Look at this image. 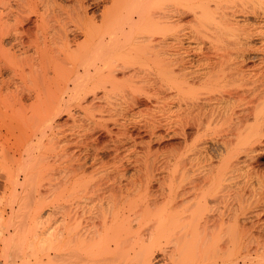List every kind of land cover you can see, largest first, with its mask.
<instances>
[{
	"label": "rangeland",
	"instance_id": "rangeland-1",
	"mask_svg": "<svg viewBox=\"0 0 264 264\" xmlns=\"http://www.w3.org/2000/svg\"><path fill=\"white\" fill-rule=\"evenodd\" d=\"M50 1H45L48 4L43 5L47 7L46 12L54 18L51 23L57 22L53 23L55 27L59 25L72 28L79 25L80 27L82 25L102 27L105 16L109 17L107 23L110 22L111 26L119 23L125 34L121 35L123 37L120 36L124 43L121 60L125 68L122 70L123 73H115L118 78L116 83L106 85L105 97L103 91L98 92L99 97L103 95L100 101L96 99L94 103H91V98L87 102L80 101L82 104L74 101L69 111L60 110L57 112L58 116L55 115L58 109L51 106L46 97L35 101L34 95L28 91L27 87L25 88L23 82L17 83L15 87L11 85L15 81L12 80L7 88L1 87L0 264H234L232 262H235L236 258L240 259L246 252H249L254 260L237 264H264V261L261 263L263 257L261 260L256 258L264 255V246H260L261 243L264 245V200H262L264 199V137H262L263 144L253 154L254 159L252 158L249 166L236 169L237 165L231 167L235 169L232 170L222 167L221 159L223 160V156L228 157L229 151L227 150V153L224 150L220 144L223 140L216 134H195L193 130V132L188 130L189 135L184 138L181 134L173 135L170 132L171 129H168L164 123L156 129L153 125L157 92L155 40L160 36L172 35H174L172 37L182 38L184 36L182 34L192 33L197 28V25H194L195 22L191 20L193 15L189 13L190 15H185L180 21L177 16L187 10L188 6L194 7L205 0ZM158 9L163 16L159 22L156 15ZM48 10L52 13L56 12L53 13L55 17ZM199 22L198 25L201 27H207L202 25L200 20ZM105 25L108 26V24ZM73 37L74 35H70L71 39ZM75 39V42L71 43L72 51L77 49L76 44L84 41V36L78 32V34L75 33ZM207 42L202 38L200 52L206 53L209 46ZM184 44L188 45L186 41ZM192 44L189 43L192 49L194 45L198 46ZM252 44L258 46V41L254 39ZM196 49L198 48L195 47L193 50L198 54ZM211 50L208 49L207 53L213 51ZM77 51H73L74 55L67 56L65 61L68 63L72 57L79 59L80 53L78 51L77 54ZM31 52L27 53L29 55L27 57H33ZM196 54H192L191 59L197 58ZM23 56H21L23 59L16 60L19 63H25L27 58ZM123 57H125L124 60ZM114 58L111 60L113 63ZM117 60V64H121V60ZM67 63L64 64L65 72L69 68ZM253 63L257 64L258 60L251 59L247 65L252 66ZM6 71L8 70H4L2 77L7 81L13 75L10 71L9 73ZM51 72L48 70L49 78L61 84L64 71L59 69L56 73ZM10 73L12 76L9 75ZM13 78L16 79L15 82L19 81L17 77ZM55 83L54 86H56ZM262 85L264 81L261 86H256L257 92L254 90L250 97L259 92L264 99V92H261L264 91ZM70 88H72L71 83H69ZM247 88L254 89L251 84ZM64 93L63 97L68 99L70 92ZM165 93V91L162 92V96H168V92L166 95ZM20 95L23 96L21 102L16 100ZM191 133L193 135H190ZM91 136L93 143L90 142ZM83 139L89 140L87 142L92 144V148L83 149L87 152L82 151L85 147L84 144L82 145L85 141ZM226 141L229 143L228 149L235 145L233 143L235 140ZM69 150L70 153L74 151L71 153L73 156L68 152ZM64 151L68 153L65 154ZM93 158L101 162L103 160L102 164L106 167L103 166L104 168L101 169H106L107 172L104 171L107 175L99 174L103 176L101 180L102 176L99 177L98 174H87V178L90 175L89 177L94 179H90V182L92 180L95 184L96 179L98 182L100 180L105 182L104 177H108V173L114 174L106 183L102 182L101 187H98L103 190L105 185H108L103 195L99 191L101 196L97 194V187V193H92L96 185L94 189L91 188L93 185L89 187L88 196L85 192L83 194L79 192L82 189L80 187L82 183L79 186L81 189L77 187L80 179L84 178L86 181V173L85 175L75 174V165L86 159L90 163ZM100 161L97 162L100 163ZM174 161H179L178 166L181 165L177 170L174 169ZM20 163L29 165L21 166ZM220 166L226 170L224 171ZM208 173L213 175V178ZM208 175L210 179H204ZM178 181L184 182L188 190L183 202L179 200V204L181 202L184 206L177 205L178 202L174 203L178 208L180 207L179 209L172 203L173 194H171L180 186L181 183ZM205 181L206 184H204ZM22 183L23 186L20 185ZM24 183L32 185V187L26 185L27 190L31 189L28 192V198L24 197L27 194L22 193L27 191L23 189ZM20 186L23 187V191ZM221 189L225 190L223 192L225 195L221 192L224 190ZM13 190L20 193L16 194V200L14 196V200L12 199ZM89 193L98 196L93 199ZM246 194L249 195L246 196ZM88 197L90 199H87ZM174 209L179 212V215L172 216ZM221 212L224 213L227 223L229 218L231 220L233 216L236 217L234 218L237 222V229H234L237 232L235 233L237 239L235 249L228 245L229 249L232 247L233 260L229 258L232 256H228L227 260L225 254L221 251L220 253L218 249L220 246L217 245L220 244L219 241L217 242L218 235L222 236L219 223ZM254 213L259 215L255 216ZM178 216L181 217L180 220L184 219L183 222L179 220L180 226L181 223L187 224L185 221L192 224L196 219L194 224H197V227L198 224L200 226L196 228L191 225L193 232L188 231L191 234L188 235L186 232L187 235H185L182 231V233L177 231L184 226L176 228L173 222L178 219L176 218ZM173 217L175 220L172 221ZM205 218L208 220L207 225L204 222ZM257 221H263L259 222L261 225L259 229L263 232L256 228L258 224L254 223ZM252 224L255 225L256 230ZM201 225L206 229L201 228ZM245 227L251 229L248 230ZM253 233L254 236H251ZM255 233L260 237L255 236L257 235ZM258 238L260 239L257 241ZM256 260L260 262L257 263Z\"/></svg>",
	"mask_w": 264,
	"mask_h": 264
},
{
	"label": "bare ground",
	"instance_id": "bare-ground-1",
	"mask_svg": "<svg viewBox=\"0 0 264 264\" xmlns=\"http://www.w3.org/2000/svg\"><path fill=\"white\" fill-rule=\"evenodd\" d=\"M45 1H50V0H0V84H1L0 90L2 86H5L7 88L8 84H10L12 80L16 81V79L13 78L15 76L17 77V79H19V81L18 82L13 81L11 85L13 84L15 86L17 85V83L23 82L24 83L23 85H25V88L27 87L28 91L32 92V94L34 95L33 99H35V101H40L46 97V99L49 100L48 103L51 106L58 109L55 112L56 114L54 113L55 115L58 116L59 113L57 114V112H59L60 110L69 111V107L71 103L74 101L76 102L86 101L87 102L89 101L90 98H91L90 99L91 103H94L96 99L100 101V99L103 98V95L105 97L107 93L106 85L117 82L118 78L115 73L116 72L123 73L122 70L123 68H125L124 63L121 60L122 59L121 56L123 54V44H124L122 42L123 38H121L123 37L121 36L123 34V30L121 29V26L119 25V23H117L115 26H113L115 23L112 26L110 22L107 23L109 19V17L107 16L103 17L102 27H99V26L86 27L83 25L81 27L80 25L79 27L73 26V28L68 27L66 25L64 26L59 25L58 27H55L54 24H56L57 22L55 21L56 23L54 22L51 23V21L54 18H52L50 14L46 12L47 10H45V8L47 7L44 5H47L48 3L46 4ZM170 1H173V0H170ZM159 3L160 2H158V4ZM198 4L199 5L194 4L196 5L194 7L188 6L187 10H184V12L179 13L177 16V19L180 21L185 15H188L189 13L193 15V16L191 15L193 17L191 20L195 22L194 25L195 26L197 25L196 26L197 28L194 31H192V33H188L189 35L182 34L184 35L182 38L172 37L174 36L172 35V36H166V37L160 36L155 40V44H154L155 63H156L155 77H156L157 92L155 95L156 97H155V104H154V119H155L154 120L155 124H153L155 125L154 129H156V127L163 126L162 124L164 123V125L168 129H171L170 132H172L173 135L177 136L178 134H181L184 136V138L185 136L188 137L189 135L188 130H191V131L193 130L195 134H202V135L216 134L217 136L221 137L220 139L223 140L222 143L220 142L219 143L222 144V147L224 148V150L226 152L228 150L230 153L229 154L227 152L228 153L227 155L229 156L228 157L225 156L227 157L226 159L224 156L222 157L224 161L221 159L223 163V166L222 165L221 166L232 169L231 167L238 165L236 169L238 167L239 168L241 167L244 169L249 166V163L251 162L252 158L254 159L253 154H255L256 151L263 144L262 137H264L263 136L264 135V99L262 96L259 95V92L258 94L256 93L255 95L250 97V95L254 93L256 86L257 85L261 86V84L264 81V0H205L203 3H198ZM41 5H43L42 8H41ZM184 8L186 9V7ZM160 10H161V7H160ZM53 13H56V12H53ZM53 13H52V16L55 17V14L53 15ZM46 14H48L49 16ZM156 15H158L157 22L161 21L163 16L161 15L159 9ZM168 18H171V17H168ZM199 20L201 21L202 25H207L208 28L207 27L204 28L198 25L200 23ZM105 24H108V26ZM200 27L202 28V30ZM78 32L79 34H82L84 36V41H82L81 44H76L77 49L73 51L78 50L80 53V58L77 59V58L72 57V60H70L67 63L65 61L66 57L69 55L75 54V52L70 50V48L72 45L71 43L75 42L76 40L75 33L78 34ZM70 35H74V37L71 39ZM202 38L208 41L207 43L209 46L207 48L209 50L212 49L213 50V51L211 50L212 52L207 53V50H208L207 48H206L207 49L206 53L205 51L204 52L199 51V48L201 47L200 42L202 41ZM254 39L258 41V46H255L254 44H252ZM184 41L188 43V45L186 44L188 47L184 44ZM189 43L191 44L194 43L198 45V46H195L194 44H192L194 45L193 49H195V47L198 48L196 49L199 52L198 54H196L194 52L195 50H193L192 47L189 46ZM6 45L8 46L6 47ZM30 51H32L31 55H33V57H27L29 56L27 53ZM78 51H77V54H78ZM192 54L193 55L196 54L195 56L197 58L194 57L195 59H191ZM22 55H24L23 56L24 58H27V60L25 59L27 62L25 61V63L24 62L19 63L16 60L18 58H22L21 57ZM114 57H116L117 59H120L121 64L120 63L117 64L118 60ZM113 58H114V63L111 61L113 60ZM124 58L125 57H123V60ZM255 58L256 60H258L257 64L253 63L252 66L247 65L248 61H250L251 59H255ZM65 63L69 65L67 72H65V69H66L64 65ZM59 69H61L62 72L64 71L63 72L64 74L63 82L60 81L61 84L55 83L54 80H52V78H49L48 76V70L49 72L52 71L51 73H56L57 70ZM4 70L10 71L13 77H11L12 75L10 73L9 74L11 75L9 76L11 77L10 79H8L9 77L7 78L8 79L7 81L3 79L2 76H3ZM8 71L6 72L9 73ZM54 83L56 86H54ZM69 83H71L72 85V88L70 89H69ZM249 84L253 85L254 89L253 88L248 89L247 86L249 87ZM163 86H164V89H163ZM263 86L264 85H262V87ZM22 88H24V86H22ZM68 91L70 92V95L67 96L68 99H66L63 97V93L68 92ZM100 91L101 92L103 91L102 92L103 95L99 97L98 92ZM164 91L166 93L168 92L167 94L168 96L166 97L162 96V92ZM261 92H264V91H261ZM64 94L66 95V93ZM0 96H1V93H0ZM28 96L30 97L29 94ZM16 100L21 102L23 100V96L22 95L17 96ZM80 103L82 104V102ZM217 124H219L220 126H218ZM190 135H193V134L191 133ZM228 139H230V141L232 142L235 140V142H233L235 145L230 147V149H228L229 143H226L227 142L226 140ZM85 141L89 142V140H85ZM85 141H83L82 143V145L84 144L85 147H83L80 144V142L79 144L81 147H83L82 151L87 152V150L91 147L92 144H89L88 142L84 143ZM76 142L78 143V141ZM90 142H92V136H91ZM84 148L87 150H83ZM68 152L70 153V150ZM64 153L67 154L65 151ZM71 156L73 155L71 154ZM97 161L99 162L100 160L97 158H93L91 159V162L88 163L86 159V161H82V163H79V164L77 163V166L75 165L74 167L75 174L82 173L85 175L86 173V181H84L85 180L84 178L80 177L83 180L80 179L79 185L77 183V187L79 189L82 188L81 190L83 189L84 190L79 191V189L76 187L81 194H83L84 192L85 194L87 193L86 196H88L87 191L89 187H91V185H93V187H91L93 189H94V186L96 185L95 189L97 187L98 193L96 192L97 189L96 190L94 189L93 191L92 189L90 190L92 191V193H97L98 195H100V193H102L103 195L104 189L108 187V185H105L106 187L104 186L105 188L103 187L104 188L103 190L98 188L100 185H102L101 183L104 182V181L100 182L103 176L101 175L102 176L101 177L99 174H102V173L105 174L107 170L101 169L103 166L106 167L105 165L102 164L103 160L102 162L100 161V163H98ZM177 162H175V166H174L175 170H177L178 167L181 166V165L178 166L179 161ZM23 163H20L19 165L23 166L28 162H26L25 164ZM27 165L25 166L28 167ZM221 166L220 168L224 169ZM113 169H116V168H113ZM221 169L220 171H222ZM225 170L226 169H224V171ZM232 170H235V169H232ZM247 170L249 171V169ZM210 173L212 174L211 169H210ZM87 174H90V175L98 174L99 177H101V180H100V178L97 176L98 179L100 180L99 181L100 183L98 182L97 179L95 180V184L92 182V180L90 182L89 180L93 178L89 177L90 175L87 178ZM110 175L111 174L108 173V177L106 176L104 177V180H105L104 183H106L108 178L109 177L111 178L114 174L111 176ZM210 175H208L204 179L209 180L210 178L208 177ZM212 176L213 175H211V178H213ZM88 182H90L91 184L89 183L90 184L89 185ZM81 183L83 187L80 186ZM183 183L181 184L178 183L180 185L178 186V189L174 193H171L173 194V197H172L173 204L178 202L177 205H183L181 202H183L182 200L184 199L186 193H188L187 186L186 184H183ZM204 184H206V181ZM20 185L23 186V183ZM26 185L27 184L24 183L25 188L22 187L24 190L30 184H28L27 187ZM30 186L32 187V185ZM210 186L211 185H209V187ZM22 188L21 190L23 191ZM64 188L66 189V187ZM204 188L206 189L205 186ZM30 190L31 189L27 190L26 192L24 191L22 192L24 193V195L27 194L24 196L25 198L26 196L28 198V195H29L28 192ZM221 190H224V189H221ZM15 191L16 190H13L14 195H12V199H13V196L15 198L16 194L19 193L17 191H16L17 193H15ZM32 191H34V189H32ZM221 192L223 193L225 192V190ZM203 193H205V191ZM33 194L34 192L32 193V196ZM89 194L90 196L91 195L93 196V197L91 196V198L93 199L94 197L98 196V195L95 196V194L93 195L91 193ZM223 194L225 195V193ZM247 195L249 194H246V196ZM22 196L23 195L21 194V197ZM29 198L31 197L29 196ZM16 199L17 198H15V200ZM87 199H90V197H88ZM179 200L181 201L180 204H179ZM231 200L232 199H230V201ZM174 205L176 206V204ZM179 208L177 207V209ZM224 210L222 209L223 212ZM175 211H176V214H174ZM223 212L219 214L220 215L219 223L221 227V229L220 228L219 229L222 230L221 232L222 236L218 235L219 240L217 239V242L219 241L220 244H217V245H220L218 247L219 252L221 251L223 254H225V256L227 257V260H228V256H232L229 258H232L233 260V255H232L233 253H231L232 247L229 249L228 245L233 246V248L235 249V245H236L235 240H237L235 238L237 234L235 230L237 229L236 228L237 222L235 221L234 218L236 217L233 216L232 218L233 220L232 219L230 220L229 218L228 223H227ZM174 213L172 216H177V214L179 215V212L176 209H174ZM255 213H254L255 216L259 215L258 213H257L258 215H256ZM232 215H235V214L232 213ZM179 217L180 216L176 217L178 218L176 219L177 222L174 217L172 221L175 220L173 222L176 228H179V227L181 228L184 226L181 230L177 229V231H180V232L182 231L183 234L187 232L188 235H190L193 232V228L191 227V225L192 226L194 225L196 228L200 226L198 224V227H197V224L196 225L194 224L197 219L192 224L185 221V223L187 224L181 223V226H180L179 222L180 221L183 222L184 219L180 220L181 217L180 218ZM206 218L204 222H206V225H207L208 220H206ZM259 222L260 221H257V223H254V224H258L256 225L257 229H259V227L261 226ZM177 223H179L178 224L179 226L176 225ZM172 224H171V227L173 228L174 224L173 226ZM201 226H202L201 228L206 229V227H204L203 225ZM225 227L228 230H226ZM252 227L255 228V225H253ZM219 229H218V232H219ZM188 231H191V233ZM238 231H240V229ZM261 232L263 231L261 230ZM258 235L259 234L255 236H258ZM251 236H254V233ZM259 239L260 238H258L257 241ZM260 246L263 247L264 245H262L261 243ZM255 252L257 253V251ZM260 253L262 254V252ZM251 257L252 255L249 254V252H246V254L243 255L240 259L236 258L235 262L233 261L232 263L237 264L239 262H242V263H246L249 261L252 262V260L254 259L253 257L252 258ZM262 257L264 258V255H259V257H256V258L258 259L260 258L259 260H261ZM4 258L6 257L4 256ZM259 260L258 262L256 260V262L259 263L260 262ZM263 261L264 259L261 260V263H263Z\"/></svg>",
	"mask_w": 264,
	"mask_h": 264
}]
</instances>
